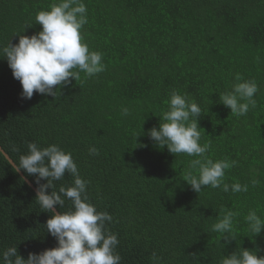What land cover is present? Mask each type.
Here are the masks:
<instances>
[{
    "label": "trees",
    "instance_id": "obj_1",
    "mask_svg": "<svg viewBox=\"0 0 264 264\" xmlns=\"http://www.w3.org/2000/svg\"><path fill=\"white\" fill-rule=\"evenodd\" d=\"M54 2L0 0V49L41 31L35 16ZM83 2V41L102 53L105 71L81 72L55 98L34 92L23 99L0 53V148L17 164L29 143L71 153L87 181L88 202L112 216L105 228L117 236L120 264H221L240 249L264 256V230L254 236L245 221L249 211L264 220V0ZM237 73L258 85L256 105L243 116L219 101ZM173 91L200 106V143L211 145L206 155L236 161L224 183L247 185L246 192L210 186L194 192L184 175L197 157L171 154L147 136L163 122ZM91 147L99 154L90 155ZM21 172L37 188L36 177ZM74 179L65 173L47 192L71 187ZM35 198L0 152V264L10 247L26 260L57 246L44 227L54 213ZM55 209L63 214L72 203L65 199ZM228 210L238 213L233 232L213 231Z\"/></svg>",
    "mask_w": 264,
    "mask_h": 264
},
{
    "label": "clouds",
    "instance_id": "obj_2",
    "mask_svg": "<svg viewBox=\"0 0 264 264\" xmlns=\"http://www.w3.org/2000/svg\"><path fill=\"white\" fill-rule=\"evenodd\" d=\"M87 22V8L83 0H59L52 3L49 10L36 14L35 23L41 26V31L30 37L20 35L18 43L8 42L0 49L13 78L21 85V98L31 99L34 92L55 98L60 88L68 87L72 80H80L81 72L85 77H92L105 71L102 53L90 51L83 41L81 30ZM235 80L237 83L232 85V90L222 93L219 101L230 109L231 114L243 116L250 106L256 105L254 96L258 85L255 81L244 80L239 73L235 75ZM166 103L168 110L160 117L163 122L146 134L158 147H166L171 154L197 157L190 161L189 170L184 175V181L191 189L199 193L210 186L214 189L222 187L224 192H228L229 188L233 193L246 192L247 185L237 182L230 186L224 183L225 171L234 167L236 161L223 159L214 162L206 155L211 145L200 143L201 129L197 123L202 114L200 106L176 91ZM121 113L128 116L130 110L125 107ZM27 147L28 154L21 155L18 164L10 159L9 163L16 172L23 170L36 177L35 201L44 212H51L57 206H64L65 199H68L72 210L54 214L45 222L48 234L57 241L55 248L39 254L29 253L25 260L17 255L16 247H10L2 254L3 264H120L121 257L115 251L119 243L117 236L105 228V222L112 221V216L107 212H98L88 202L87 181L80 178L72 154L57 145L41 149L36 143H29ZM89 153L93 156L99 154L95 147H91ZM3 155L8 159L6 154ZM65 173L75 178L73 186H62L59 192H47L54 187L53 181L61 180ZM41 180L46 183L41 184ZM257 183L252 181L254 186ZM237 215L233 211H225L212 230L222 235L232 233L233 220ZM245 221L254 236L264 230V220L255 211H249ZM223 239L230 240L226 236ZM153 259H157L155 253ZM221 264H264V256L258 258L256 251L240 249L239 255L233 252L224 257Z\"/></svg>",
    "mask_w": 264,
    "mask_h": 264
},
{
    "label": "water",
    "instance_id": "obj_3",
    "mask_svg": "<svg viewBox=\"0 0 264 264\" xmlns=\"http://www.w3.org/2000/svg\"><path fill=\"white\" fill-rule=\"evenodd\" d=\"M0 152H1V154L3 155V154H6L1 148H0ZM4 156V155H3ZM6 157L8 158V159H6L7 161H8V163H9V159H10V157L6 154ZM11 160V159H10ZM12 161V160H11ZM10 164V163H9ZM11 165V164H10ZM12 166V165H11ZM13 167V166H12ZM15 170V169H14ZM18 173V175L23 179V181L35 192V194H36V188L33 186V184L22 174V172L20 171V172H17ZM52 212L54 213V214H58V212H57V210L54 208L53 210H52Z\"/></svg>",
    "mask_w": 264,
    "mask_h": 264
}]
</instances>
